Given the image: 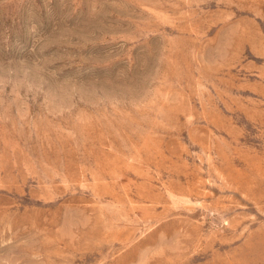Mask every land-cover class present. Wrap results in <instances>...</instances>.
Instances as JSON below:
<instances>
[{
    "label": "rangeland",
    "instance_id": "obj_1",
    "mask_svg": "<svg viewBox=\"0 0 264 264\" xmlns=\"http://www.w3.org/2000/svg\"><path fill=\"white\" fill-rule=\"evenodd\" d=\"M0 264H264V0H0Z\"/></svg>",
    "mask_w": 264,
    "mask_h": 264
}]
</instances>
